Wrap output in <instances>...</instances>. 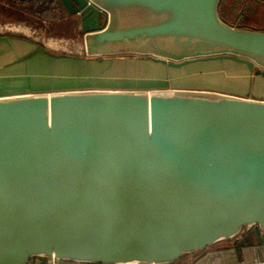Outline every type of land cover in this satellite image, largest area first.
I'll use <instances>...</instances> for the list:
<instances>
[{"label":"water","instance_id":"95a60500","mask_svg":"<svg viewBox=\"0 0 264 264\" xmlns=\"http://www.w3.org/2000/svg\"><path fill=\"white\" fill-rule=\"evenodd\" d=\"M59 1L79 18L87 57L166 69L227 59L264 79V31L226 22L222 0ZM183 256L264 264V99L197 89L0 97V264Z\"/></svg>","mask_w":264,"mask_h":264},{"label":"rangeland","instance_id":"374dc122","mask_svg":"<svg viewBox=\"0 0 264 264\" xmlns=\"http://www.w3.org/2000/svg\"><path fill=\"white\" fill-rule=\"evenodd\" d=\"M225 4L222 7L221 16L227 22H234L242 16L241 24L251 26L264 25V8L256 5L255 1L249 0L248 7L251 6V8H247V4L243 0H226ZM0 28L3 33L24 36L32 40L35 44L43 46L46 51L56 57L90 58L85 55L83 33L80 29L78 17L68 14L59 0H32L23 4L15 3L13 0H0ZM111 57L126 58L123 60L120 58L118 60L119 63H116L114 60L105 61L104 59V62L100 64H91L86 71L87 73L95 74L96 77L89 76L90 78L73 77L71 73H76L73 66L67 65L65 68L62 67V69L57 66L54 80H49L43 74L44 72L52 71L50 70L52 67H48L52 59L42 52H39L37 59L43 63V68L39 72L34 71L35 67L33 69H27V66H24V69L30 72V74L40 75L38 78L40 83H27L24 85L26 89L23 90L40 92L38 89L50 87L52 85L51 82H53L56 86H140L145 88H139L136 91L160 92L172 89L167 87L168 84H171L173 87L179 89L211 90L246 97L258 95V93H254L250 89L255 86V78H262L254 76L248 71L245 65L234 61L218 62L205 67L193 66L189 69L188 67L182 66L163 71L160 70L162 65L158 64H154L158 67L152 66L151 70L145 68L141 63V60L144 58L140 56L126 55ZM114 65L115 67H113ZM40 66L42 67V65L38 67ZM81 69L82 67H79L77 71ZM206 71L215 74V76H212L210 73L208 74L211 76H199V74L201 75ZM186 73L193 74L191 80L174 79L175 76ZM128 74L139 76L126 77ZM113 75H116V77L113 78ZM150 75L156 77L152 78ZM213 249L215 247L207 250Z\"/></svg>","mask_w":264,"mask_h":264},{"label":"crops","instance_id":"0c3cea01","mask_svg":"<svg viewBox=\"0 0 264 264\" xmlns=\"http://www.w3.org/2000/svg\"><path fill=\"white\" fill-rule=\"evenodd\" d=\"M1 30L2 29L0 28V97L13 96V95H18V94H26V93H46V92L49 93V92H61V91H73V90H133V91H136L139 88H142V89L145 88V87H140V86H138V87H136V86L99 87V86H94V85H88V86H86V85H83V86H56L53 82H51L52 85L50 87L48 86L47 88L38 89V90H40V92H28L27 90H23V89H26L24 85L27 83H30V84H39L40 83V81L38 80L40 75L37 76L34 74H30V72H28L27 70L24 69V66H27L26 67L27 69L28 68L33 69L35 67L34 71L39 72V70L43 68V63L37 59V55L39 52H36L35 54H31L35 50L36 46L39 44H35V42H33L30 39H27L24 36L3 33V32H1ZM43 54L49 56L50 59H52V61L48 64V67H52L50 69L52 71H47V72H44V74H43L46 76V78L48 77L49 80H51V79L54 80V76L56 75L57 66H59L60 69H62V67L65 68L67 65L73 66L74 70L76 71L75 74L71 73V75H73V77L76 76V77L90 78L89 76H95V74L87 73V71H86L87 69H89L91 64L92 65H93V63L94 64H98V63L100 64V63L104 62V59H105V61L106 60H114L116 63H119L118 60L120 58H121V60L126 58V57H120V58H117V57H92L89 59H83V58L79 59V58H71V57H66V56H57L56 57V56L50 54L48 51H46ZM225 61H231V60L223 59V60H215V61H200V62H195V63H191L188 65H184V67H188V69L193 67V66L205 67V66H210V65L218 63V62H225ZM141 63L144 65L145 68H147V69L149 68V70H151L152 66H157V65H154L155 62L148 60L146 58L142 59ZM39 65H42V67L41 66L38 67ZM116 66H118V65L116 64ZM162 66H161L160 70H163V71L166 70V67L164 65H162ZM36 67H38V68H36ZM79 67H82V69L80 71H77V68H79ZM113 67H115V65ZM159 68H160V66H159ZM168 69L170 70V69H176V68H167V70ZM62 71H64V70H62ZM190 73H194V72H190ZM208 73H210L212 76H215V74L208 72V71H206L205 73H202L201 75L199 74V76H202V77L211 76ZM192 75L189 73L188 74L186 73L184 75L175 76L174 79L191 80ZM113 76H114L113 78L116 77V75H113ZM138 76L139 75L128 74L126 77H138ZM150 76H152V78L156 77L154 75H150ZM98 78H100V77H98ZM125 79H127V78H125ZM255 80H256L254 82L255 86H253V88L250 90H252L254 93H258V95L246 96V97L255 98V99H264V79L255 78ZM27 81H29V82H27ZM167 87H170L172 89H179V88L173 87L171 84H168ZM222 244H226V243H219L217 246L222 245ZM215 249H216V247H215ZM196 254L198 255V253H196ZM180 259L183 261L182 264H185L187 257L183 256ZM29 264H49V260L48 259H41V258H34L30 261ZM63 264H67V263H63Z\"/></svg>","mask_w":264,"mask_h":264},{"label":"flooded vegetation","instance_id":"af4514ba","mask_svg":"<svg viewBox=\"0 0 264 264\" xmlns=\"http://www.w3.org/2000/svg\"><path fill=\"white\" fill-rule=\"evenodd\" d=\"M243 1H244L245 4H247V8H251V6L248 7L249 0H243ZM252 1H255L256 2V5L261 6L262 8H264V0H252ZM225 2H226V0H222L221 8H220V14H222V7L224 6ZM241 18H242V16H240L239 20H236L234 22H228V23L231 24V25H234V26L239 25L241 27L244 26V27H247V28L249 27L251 29H257V30L264 31V25H260V26L244 25V24H241L240 23ZM223 19L227 22V20L225 18H223ZM182 263H183V261L181 259H179L178 261H176L173 264H182Z\"/></svg>","mask_w":264,"mask_h":264},{"label":"trees","instance_id":"16d2710c","mask_svg":"<svg viewBox=\"0 0 264 264\" xmlns=\"http://www.w3.org/2000/svg\"><path fill=\"white\" fill-rule=\"evenodd\" d=\"M13 1L18 4H23L32 0H13ZM155 64L161 65L160 63H155Z\"/></svg>","mask_w":264,"mask_h":264},{"label":"built area","instance_id":"2783aa9c","mask_svg":"<svg viewBox=\"0 0 264 264\" xmlns=\"http://www.w3.org/2000/svg\"><path fill=\"white\" fill-rule=\"evenodd\" d=\"M49 264H60V261H58L57 259L51 258L49 260Z\"/></svg>","mask_w":264,"mask_h":264}]
</instances>
